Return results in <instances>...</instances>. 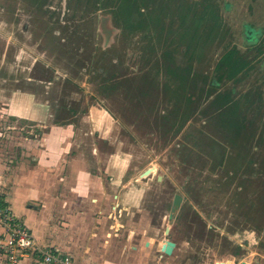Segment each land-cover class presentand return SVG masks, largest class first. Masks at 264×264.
Returning <instances> with one entry per match:
<instances>
[{"label": "rangeland", "instance_id": "obj_1", "mask_svg": "<svg viewBox=\"0 0 264 264\" xmlns=\"http://www.w3.org/2000/svg\"><path fill=\"white\" fill-rule=\"evenodd\" d=\"M9 64L52 81L57 122L88 107L114 120L98 121L104 153L121 157L117 189L133 180L130 210L105 217L116 238L143 236L153 261L172 241L154 264H264V0H0L1 199L42 136L4 109Z\"/></svg>", "mask_w": 264, "mask_h": 264}, {"label": "crops", "instance_id": "obj_2", "mask_svg": "<svg viewBox=\"0 0 264 264\" xmlns=\"http://www.w3.org/2000/svg\"><path fill=\"white\" fill-rule=\"evenodd\" d=\"M19 66L7 65L2 82L8 83L10 91L1 90V100L9 117L39 127L41 147L35 149L32 162L18 163L16 172L4 178L0 207H9L41 246L69 264H154L171 256L176 245L169 256H157L153 261L149 257L151 241L143 236L134 239V233L132 241L124 244L116 238L118 227L107 226L105 217L120 205L130 210L123 204L124 197L130 201L133 194L128 187L131 179L123 186L131 191L127 194L116 186L114 166L121 157L111 153L114 156L108 159L110 153H104L105 143L107 147L115 144L103 141L106 128L102 130L98 121L114 120L106 110L88 107L71 109L65 115L68 120L57 122V110L47 91L52 81L29 79L23 72L14 75L12 71ZM2 231L0 228V234ZM0 264H6L1 255ZM18 264L44 263L32 254Z\"/></svg>", "mask_w": 264, "mask_h": 264}, {"label": "built area", "instance_id": "obj_3", "mask_svg": "<svg viewBox=\"0 0 264 264\" xmlns=\"http://www.w3.org/2000/svg\"><path fill=\"white\" fill-rule=\"evenodd\" d=\"M0 226L4 229L0 236V255L5 258L6 264H18L20 259L32 254L39 255L44 264H69L67 259L63 260L48 247L41 246L7 206L0 207Z\"/></svg>", "mask_w": 264, "mask_h": 264}, {"label": "water", "instance_id": "obj_4", "mask_svg": "<svg viewBox=\"0 0 264 264\" xmlns=\"http://www.w3.org/2000/svg\"><path fill=\"white\" fill-rule=\"evenodd\" d=\"M151 169H147L143 172V176L149 174ZM181 203V197L179 195H175L173 202H172V208H171V215L170 220L174 217V213L179 208ZM169 232V228L166 227L164 230V234L167 235ZM175 244L172 241L163 239L159 245V251L160 254L158 255V258H161L162 256H169L172 253V250L174 248ZM234 263V262H233ZM214 264H232V261L230 259L225 261H217ZM240 264H245L244 261H241Z\"/></svg>", "mask_w": 264, "mask_h": 264}, {"label": "trees", "instance_id": "obj_5", "mask_svg": "<svg viewBox=\"0 0 264 264\" xmlns=\"http://www.w3.org/2000/svg\"><path fill=\"white\" fill-rule=\"evenodd\" d=\"M233 53L230 51V52H227L221 59L222 62L226 61Z\"/></svg>", "mask_w": 264, "mask_h": 264}, {"label": "flooded vegetation", "instance_id": "obj_6", "mask_svg": "<svg viewBox=\"0 0 264 264\" xmlns=\"http://www.w3.org/2000/svg\"><path fill=\"white\" fill-rule=\"evenodd\" d=\"M174 199V198H173Z\"/></svg>", "mask_w": 264, "mask_h": 264}]
</instances>
